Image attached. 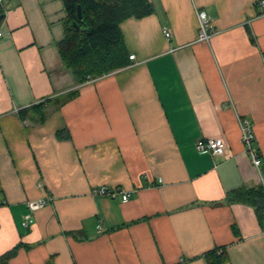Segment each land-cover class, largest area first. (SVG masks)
<instances>
[{"label":"crops","instance_id":"0c3cea01","mask_svg":"<svg viewBox=\"0 0 264 264\" xmlns=\"http://www.w3.org/2000/svg\"><path fill=\"white\" fill-rule=\"evenodd\" d=\"M151 1L154 14L120 26L135 60L84 84L59 52L64 1L6 3L0 256L31 247L10 264H209L217 249L225 264H264L256 207L227 201L260 182L240 119L264 165V13L257 0ZM200 10L216 31L210 44L199 40ZM45 101L43 123L20 117ZM212 137L226 142L224 155L196 149ZM103 185L132 197L94 195ZM45 197L25 229L29 203Z\"/></svg>","mask_w":264,"mask_h":264},{"label":"trees","instance_id":"16d2710c","mask_svg":"<svg viewBox=\"0 0 264 264\" xmlns=\"http://www.w3.org/2000/svg\"><path fill=\"white\" fill-rule=\"evenodd\" d=\"M67 16L65 18V38L59 43V52L64 64L70 68L80 84L90 79H98L128 66L131 62L126 48L121 24L136 17L144 18L155 13L151 0H63ZM82 7L83 18H78V7ZM6 18V10L0 5V30ZM78 23V27L74 23ZM78 91L70 95L76 97ZM47 101L19 111L22 119L34 112L37 122L46 120ZM61 138L68 137L60 132ZM262 157V155L260 154ZM264 173V165L262 166ZM228 202H240L256 207L257 215L264 225V186L259 182L255 188L241 187L227 195ZM22 248L19 243L0 256V264H10ZM220 252V253H219ZM209 264H225V252L217 249L206 255ZM47 264H54L52 259Z\"/></svg>","mask_w":264,"mask_h":264},{"label":"built area","instance_id":"2783aa9c","mask_svg":"<svg viewBox=\"0 0 264 264\" xmlns=\"http://www.w3.org/2000/svg\"><path fill=\"white\" fill-rule=\"evenodd\" d=\"M7 2L8 0H0V5L5 8ZM257 6L264 13V0H257ZM198 20H199V40L210 44L212 38L216 33L212 25L211 18L206 11L200 10L198 11ZM166 33L168 36H170V32L168 30H166ZM1 37H2V33L0 30V38ZM135 58H136L135 55H130L131 60H135ZM240 126H241L242 141L246 147V152L248 153L253 166L260 174V183L264 186V173L262 172L263 159L260 156V152L256 147V135L254 129L250 124V122L243 119H240ZM196 149L199 152H208L212 156H221L225 154L226 142L223 139L216 137L200 139L196 143ZM93 194L99 196H105L110 199H120L123 203H127L132 197V193L128 190H125L124 188L108 187L105 185L96 187L93 190ZM50 202H52V198L50 197H45L43 199L31 201L29 203V208L31 210V213L26 215L25 220L23 222V227L25 229H29L35 222L33 213L40 209H43L44 207L49 205ZM263 216H264V212H263Z\"/></svg>","mask_w":264,"mask_h":264},{"label":"water","instance_id":"95a60500","mask_svg":"<svg viewBox=\"0 0 264 264\" xmlns=\"http://www.w3.org/2000/svg\"><path fill=\"white\" fill-rule=\"evenodd\" d=\"M78 18H79V20H82V18H83V13H82V7L81 6L78 7ZM74 26L78 27V23L75 22Z\"/></svg>","mask_w":264,"mask_h":264}]
</instances>
